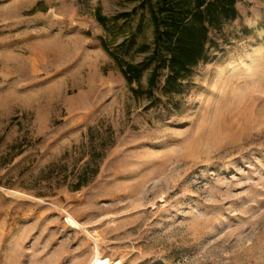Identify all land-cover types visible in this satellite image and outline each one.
<instances>
[{"label": "rangeland", "instance_id": "1", "mask_svg": "<svg viewBox=\"0 0 264 264\" xmlns=\"http://www.w3.org/2000/svg\"><path fill=\"white\" fill-rule=\"evenodd\" d=\"M236 6L157 103L111 56L150 58L144 0H0V264H264V0Z\"/></svg>", "mask_w": 264, "mask_h": 264}, {"label": "trees", "instance_id": "2", "mask_svg": "<svg viewBox=\"0 0 264 264\" xmlns=\"http://www.w3.org/2000/svg\"><path fill=\"white\" fill-rule=\"evenodd\" d=\"M153 27V50L148 60L132 63L111 52L115 64L136 95L154 98L163 79L166 94L180 90L194 68L211 60L224 45L217 36L226 24L240 15L236 0H144ZM98 7L96 18L107 27V17ZM105 49L106 44L102 42ZM148 46L143 44L140 51ZM150 68L147 85L142 82L145 69Z\"/></svg>", "mask_w": 264, "mask_h": 264}, {"label": "bare ground", "instance_id": "3", "mask_svg": "<svg viewBox=\"0 0 264 264\" xmlns=\"http://www.w3.org/2000/svg\"><path fill=\"white\" fill-rule=\"evenodd\" d=\"M41 47V46H40ZM10 59V58H9ZM70 222L72 223V226H75L76 228H80L82 224L78 223L74 218L70 217ZM91 264H110V260L108 257H102L99 255V252L96 251L95 257L93 258Z\"/></svg>", "mask_w": 264, "mask_h": 264}]
</instances>
